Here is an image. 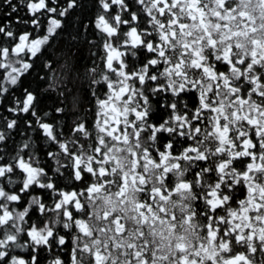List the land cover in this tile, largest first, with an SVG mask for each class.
<instances>
[{
    "label": "snow or ice",
    "instance_id": "1",
    "mask_svg": "<svg viewBox=\"0 0 264 264\" xmlns=\"http://www.w3.org/2000/svg\"><path fill=\"white\" fill-rule=\"evenodd\" d=\"M0 264H264V0H0Z\"/></svg>",
    "mask_w": 264,
    "mask_h": 264
}]
</instances>
